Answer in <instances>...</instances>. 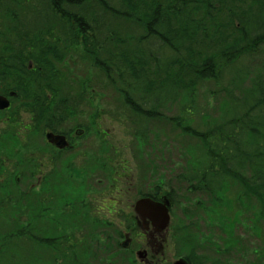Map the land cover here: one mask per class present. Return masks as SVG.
<instances>
[{
	"label": "trees",
	"instance_id": "obj_1",
	"mask_svg": "<svg viewBox=\"0 0 264 264\" xmlns=\"http://www.w3.org/2000/svg\"><path fill=\"white\" fill-rule=\"evenodd\" d=\"M114 90L117 102L101 97L95 109L108 110L144 145L137 157L147 146L152 153L171 146L150 131L161 124L203 141L202 160L185 159L165 178L153 168L145 181L178 192L192 263L227 264L234 254L254 253V264H264V0H0V94L15 93L12 107L0 112L15 128L0 131V190L11 176L20 179L7 163L17 154L4 146L7 139L26 141L25 127L42 138L45 128L74 130L97 99L85 95ZM200 93L205 110L196 103ZM120 107L126 112H111ZM24 153L18 164L35 186L40 153ZM24 236H12L15 253L12 241L0 244L2 257L3 250L37 255Z\"/></svg>",
	"mask_w": 264,
	"mask_h": 264
},
{
	"label": "rangeland",
	"instance_id": "obj_2",
	"mask_svg": "<svg viewBox=\"0 0 264 264\" xmlns=\"http://www.w3.org/2000/svg\"><path fill=\"white\" fill-rule=\"evenodd\" d=\"M75 71L77 72V70ZM96 88L101 89L99 87ZM85 96L86 99L87 97L90 99L97 98L94 102H89L91 105L86 103L88 107L83 109L84 112L83 115H81L85 116L86 120L89 122L92 128V130L88 129L89 134L92 132L93 137L88 141H79L81 142V144L78 145L80 146L79 156L76 158H69V154L65 153L61 164L58 163L60 166H58L56 172L51 169V166L47 169L48 178L45 186H41L40 182L35 186H30L29 182L33 174L30 179H27L29 176L24 172L25 167L18 164L19 162H23L22 158L26 154L24 153L26 151L40 153L37 158L40 163H42L41 153L42 147L44 146L41 135L38 134L34 137L35 132L33 131L31 135H29V129L25 127L27 129L23 128L22 130H25L23 135H28L27 139H25L26 141H24L23 138H20L21 141L9 138L7 142H5V147L7 145V147L14 148L13 151L17 149L16 156L9 157V155L8 157L10 159H7V163L8 165L13 164V169L16 167L14 170L15 176L20 177L21 180L19 178V180H16L11 176V184L0 190V194L5 193V198L3 197L4 200L0 198V244L4 242L11 243L12 241L11 248L13 253H15L18 241L13 239L12 236L15 235V233L25 235L20 241L29 242L31 248L35 247L38 249V254H18V256H13L5 254L6 251L3 250L4 258L0 254V264H75L76 257L78 259L76 262L79 261L80 264H98L99 261L94 258L87 260L85 255L93 254L97 252L98 248L103 247L105 237H102V233H96L94 231L86 232L89 229L97 230L98 228L94 222L95 218L91 217L87 211L86 205L92 204L98 206L103 204L106 205L107 203L103 200L100 201V198L108 193L99 191L101 188H105L109 178V175L102 171L104 163L105 171H111L112 176L115 174V169H119L121 166L129 167L131 164V168L134 169V174L132 180L128 183L127 193L121 198L122 204L130 206L138 199L137 195L138 191H140L138 189L141 185H145L146 178L148 177L149 179L153 168H160L158 174H161L165 178L176 167L183 164L185 159H191L190 157L198 158L199 160L203 159V141L193 139L190 136L180 133V130L172 127L173 125L171 124L165 125L166 127H161V124V126H158L159 128L150 129L151 132H155L158 135L161 141L164 142L166 138H168L167 141H171V146L165 149L159 147L154 153H152L150 147L147 146L145 147V151L138 156L140 158H138L135 153L139 151L138 147L140 148L141 145L128 135L125 126L120 124V121L117 122L108 115V110L95 109V105H101V102H98L99 98H109V101L114 104L117 102L119 94L114 90L109 92V95L101 93ZM196 103H198L199 108L201 105L204 106L205 104V107L202 108L204 110L206 109L205 99L201 93L200 95H196ZM120 108V111L114 109L111 110V112L115 114L126 112L122 110L123 107ZM169 108L173 110V115L178 113L176 107H171V104ZM79 110L81 109L77 110L78 113ZM225 111L226 109H220L216 114L220 113L221 119H223ZM93 114L97 116L96 119L94 118L95 120L93 119ZM1 116L0 114V118ZM21 116L22 119L25 120V122H23L24 125L28 126L30 124L28 121L29 114L23 112ZM198 120L199 119L196 121ZM78 122V124H81L80 121ZM8 129L15 130V128L9 126L7 119L1 118L0 131H8ZM100 130L106 132L104 142L101 139ZM150 136L151 133L148 134V137ZM149 142L151 144L154 143L153 137L150 138ZM101 144H103L104 148H101ZM184 147L187 152L181 153ZM87 148H90L91 152H87L88 150L84 152V149ZM161 149L163 152L162 158L160 154ZM141 150H144V145L141 146ZM116 152H118L117 156ZM179 155H183L184 158ZM173 161L177 162V164L175 163V165H172ZM74 162L77 164L76 166H73ZM38 168L40 167H37V169ZM140 169H142V171L138 176ZM34 175L38 177L40 181L41 171L34 170ZM68 176H73L76 182L71 184ZM86 177H88L89 180L87 183H84ZM16 181H19V183L16 184ZM101 181L103 182L100 183ZM114 181L115 179L111 181V185H116ZM5 183H7V181ZM72 186H78L76 192H73ZM141 190L146 191L147 187L144 186ZM1 200H3V202H1ZM7 204L20 213L13 214L10 212L7 208ZM45 216H48L47 220H45ZM249 222L252 225V221ZM16 227H19L20 230L25 229L24 234L18 232ZM105 227L107 233L111 234L113 238L115 233L121 230L119 224L112 220L111 224L105 222ZM28 232H31L30 236H27ZM43 234L51 235V241L53 240L52 246L48 247L42 245L39 247L36 244L38 241L44 240ZM63 235L64 237L72 235L71 241L74 243L70 245L73 246L79 243L78 248L71 247L70 245L60 246L56 240ZM242 240L246 241L247 238L243 237ZM85 246H89L91 250L85 251Z\"/></svg>",
	"mask_w": 264,
	"mask_h": 264
},
{
	"label": "flooded vegetation",
	"instance_id": "obj_3",
	"mask_svg": "<svg viewBox=\"0 0 264 264\" xmlns=\"http://www.w3.org/2000/svg\"><path fill=\"white\" fill-rule=\"evenodd\" d=\"M88 129L92 130L88 121L87 124L83 122L77 124L74 130L70 129L60 133L49 130V128L44 129L42 141L44 147H42V163L40 167L41 176L40 181L38 180L41 186H45L46 184L48 178L47 169L51 166V169L56 172L65 153L69 154V158L79 156L80 146L78 145L93 137V133L91 132L89 134ZM49 133L66 136V146L64 148H58L49 143L47 139ZM85 151L91 152L90 148L84 149ZM58 163L60 164L58 165ZM76 165L74 162L73 166ZM172 165H175V163ZM102 171L105 174L108 171H105V163ZM141 171L142 169H140L138 176ZM133 174L134 169L131 168V164L129 167L121 166L119 169H115L114 176L117 177L116 187L113 188L114 185H111V181L107 180L105 188L99 190L108 193L100 198V201L107 202L106 205H86L87 211L91 217L95 218L94 222L98 227L97 230L89 229L86 232L94 231L96 233H102V237H105L103 247L98 248L97 252L93 254H84L86 259L94 258L99 261L98 264H177L180 261L184 264H193L191 247L188 240H186V236L188 237L190 234V231L186 233V226L190 225V222L182 212L181 202L176 199L178 192L172 187L166 189L159 185L151 186L145 183V185H141L138 189L140 190L137 195L138 199L133 205L122 204L121 198L127 193L128 183L132 180ZM68 177L71 184L76 182L73 176ZM88 180L89 178L86 177L84 183H87ZM144 186L147 187L146 191L141 190ZM73 188H78V186H72ZM141 199H150L153 203H157L155 204L157 207H160V205L169 199V224L163 227L164 223H161V221L154 222L136 213L135 205ZM47 219L48 216H45V220ZM111 220L121 227V230L115 233V239L111 234L107 233L105 227V222L111 224ZM242 231L244 235V230ZM50 236L48 237L46 234H43L44 246H47L48 241L51 240ZM71 239L72 235L65 237L63 235L56 241L60 246H68L74 243ZM78 246L79 243H76L71 247L78 248ZM232 256H234V261L227 264H254V260L252 259L254 258V253H250L249 255L234 254ZM245 258H248L249 261ZM77 260L76 257L75 264H80L79 261L76 262Z\"/></svg>",
	"mask_w": 264,
	"mask_h": 264
},
{
	"label": "water",
	"instance_id": "obj_4",
	"mask_svg": "<svg viewBox=\"0 0 264 264\" xmlns=\"http://www.w3.org/2000/svg\"><path fill=\"white\" fill-rule=\"evenodd\" d=\"M10 96H15V93H11ZM11 106L10 99L4 95H0V111H5ZM48 141L58 148H64L66 146V138L61 135H54L52 133L47 135ZM157 203H153L150 199L140 200L136 203L135 210L138 214L143 217H148L154 222L162 221L164 226H166L169 220L168 208L167 207H157ZM162 208V209H160ZM177 264H182L179 262ZM184 264V263H183Z\"/></svg>",
	"mask_w": 264,
	"mask_h": 264
}]
</instances>
